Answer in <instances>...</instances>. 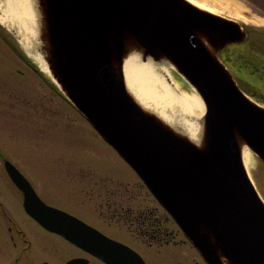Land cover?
Returning <instances> with one entry per match:
<instances>
[{"label":"water","instance_id":"obj_1","mask_svg":"<svg viewBox=\"0 0 264 264\" xmlns=\"http://www.w3.org/2000/svg\"><path fill=\"white\" fill-rule=\"evenodd\" d=\"M36 9V51L52 81L135 171L206 264H264V201L240 152L244 143L264 162V107L243 93L217 57L241 39L238 25L186 0H36ZM129 52L169 62L198 92L205 106L199 143L135 101L123 72ZM4 163L26 203L33 201L26 179ZM26 208L107 264H145L75 217Z\"/></svg>","mask_w":264,"mask_h":264},{"label":"rangeland","instance_id":"obj_2","mask_svg":"<svg viewBox=\"0 0 264 264\" xmlns=\"http://www.w3.org/2000/svg\"><path fill=\"white\" fill-rule=\"evenodd\" d=\"M193 1L217 15L264 27V13L257 8L258 4H254V1L261 2L264 7V0H230L231 6L239 12L238 17L225 8L213 6L211 2ZM5 10L0 9V17L5 15ZM31 15L34 19L38 18ZM18 26L9 28L0 19V32L4 30L8 33L11 43L24 53L38 71L51 79L28 55L21 40L22 35L15 32ZM168 73V77L162 78L163 83L171 87V90L174 89L172 91L177 95L189 98L195 93L199 96L174 68L168 67ZM152 83L151 80H144L143 86L148 89L143 91L144 95L141 90L128 91L143 109L156 116L161 108L176 113L174 106L168 102V94ZM248 97L264 107V104ZM192 112L196 114L194 118H198L197 121L202 120L203 129L205 106L203 113L194 108ZM170 127L181 134L173 126ZM0 150L13 162L41 166L46 170L54 165L56 170L51 178L58 180L57 195L65 197L68 193L73 194L70 202L74 211H78L80 216L107 235L135 247L147 264H205L198 251L186 241L177 227L164 221L166 213L142 185L135 171L70 102L23 64L1 37ZM250 155L251 167L246 172L264 201V182L257 175L259 159L251 150ZM1 174L0 171V180ZM121 185L128 186V190L124 192ZM0 187H5L7 194L12 192L11 188L1 183ZM86 193H89L90 200L82 204ZM151 208L156 211L150 212ZM152 218L157 220L155 225ZM167 228L171 232V239L164 243Z\"/></svg>","mask_w":264,"mask_h":264},{"label":"flooded vegetation","instance_id":"obj_3","mask_svg":"<svg viewBox=\"0 0 264 264\" xmlns=\"http://www.w3.org/2000/svg\"><path fill=\"white\" fill-rule=\"evenodd\" d=\"M260 3L254 1L255 5L258 4L257 8L262 10L261 13H264V7ZM237 22L244 37L227 44L218 52V58L240 88L252 98L264 101V27L244 20ZM10 162L27 180L41 203L36 200L25 203V193L11 178L4 160H0V183L12 189L7 194L5 187H0V264H107L83 247L71 243L51 227L43 225L27 211L26 206L36 214L49 215L52 209H57L81 219L107 235L72 209L70 201L73 194L68 193L65 197L57 195L58 180L51 178L56 167L53 165V168L46 170L41 166ZM84 196L82 204L90 200L89 193ZM61 228L74 229L69 224H63ZM111 238L137 251L132 245ZM167 242L168 240H164V243ZM145 263L147 264L146 261Z\"/></svg>","mask_w":264,"mask_h":264},{"label":"bare ground","instance_id":"obj_4","mask_svg":"<svg viewBox=\"0 0 264 264\" xmlns=\"http://www.w3.org/2000/svg\"><path fill=\"white\" fill-rule=\"evenodd\" d=\"M186 1L198 9L209 13H215L204 5H200L193 0ZM205 1L211 2L213 6L229 10L234 16L238 17L239 15L238 10L231 6L230 0ZM1 8H5L6 12L3 17H0V19L9 28H12L13 25H19L15 32L17 35H22L21 40L26 47L28 55L41 67V69L50 74L43 56L36 51L39 39V24L38 18L34 19L31 17V14L38 17L36 12V0H0V9ZM241 18L245 19L242 16ZM168 67L173 68V66L165 60L155 62L150 57L143 59L141 54L129 52L123 63L126 87L128 90L134 89L137 92L141 90L142 95H144L143 91H148V89L143 86L145 79L151 80V82H153L152 84L161 87L165 91V94H168V102L174 106L173 110L176 111V113L173 114L168 112L165 108H161L160 111H158V117L170 126L179 130L182 135L190 139L193 143H199L202 138V120L199 119L197 121L198 118H194L196 114H193L192 109L194 108L195 110H198L199 113H203L204 104L201 98L195 93L189 98L181 97L172 91L174 89L171 90V87L169 88L163 83L162 78L164 76L168 77L169 75ZM240 152L243 166L247 171L251 167L250 149L246 144L242 143L240 145Z\"/></svg>","mask_w":264,"mask_h":264},{"label":"trees","instance_id":"obj_5","mask_svg":"<svg viewBox=\"0 0 264 264\" xmlns=\"http://www.w3.org/2000/svg\"><path fill=\"white\" fill-rule=\"evenodd\" d=\"M11 48L12 49H14V50H16L18 53H19V55L21 56V58L23 59V61H24V63L29 67V68H31L33 71H36L38 74H40V75H42V77L46 80L47 78L43 75V74H41V72H39L38 70H37V68L35 67V65L30 61V60H28L25 56H24V54L19 50V48H17V46H15L14 44H12L11 45ZM47 82L48 83H50L51 85H53L48 79H47ZM54 86V85H53ZM258 176L260 177V181L263 183L264 182V163H262V162H260L259 163V168H258ZM118 185V184H117ZM122 186V185H121ZM120 186V187H121ZM263 186H264V184H263ZM123 187V190H125L124 192H126L127 190H128V186H122ZM149 211L151 212V211H156V210H154L153 208H151V209H149ZM152 220H153V224L155 225L156 224V218H152ZM165 222L166 221H168L169 222V224H172V225H174L175 226V224H174V222L172 221V219L170 218V217H168L167 216V214H166V220H164ZM168 229V231L166 230L165 232H164V235H166L167 236V238L165 239V240H167V239H171V232H169V228H167ZM156 233H158L159 232V230H154ZM160 233H161V231H160ZM160 233H158V234H160Z\"/></svg>","mask_w":264,"mask_h":264}]
</instances>
